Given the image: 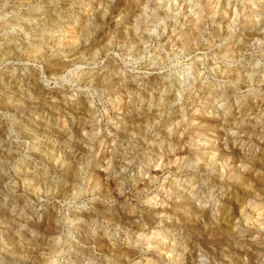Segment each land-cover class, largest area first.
<instances>
[{
	"label": "rangeland",
	"instance_id": "374dc122",
	"mask_svg": "<svg viewBox=\"0 0 264 264\" xmlns=\"http://www.w3.org/2000/svg\"><path fill=\"white\" fill-rule=\"evenodd\" d=\"M0 264H264V0H0Z\"/></svg>",
	"mask_w": 264,
	"mask_h": 264
}]
</instances>
